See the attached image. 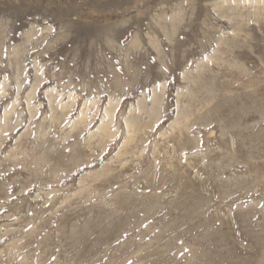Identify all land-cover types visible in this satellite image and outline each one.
Segmentation results:
<instances>
[{"label":"rangeland","instance_id":"obj_1","mask_svg":"<svg viewBox=\"0 0 264 264\" xmlns=\"http://www.w3.org/2000/svg\"><path fill=\"white\" fill-rule=\"evenodd\" d=\"M215 2L0 0V94L4 84L8 91L0 122L1 102L16 94L17 70L20 93L40 80L34 117L21 98L22 128L4 132L7 149L0 145V264H264V8L254 18L249 0L237 15ZM178 4L180 28L167 39L155 18L169 17ZM228 62L246 74L235 77ZM204 87L216 92L213 100L201 95ZM48 90L54 114L68 97L74 100L59 125L50 121ZM153 91L162 97L156 119L138 110L141 101L149 112ZM229 102L237 115L212 118L211 105ZM109 103L114 130L131 110L146 122L147 139L111 181L90 183L101 189L88 192L82 180L110 163L120 130L89 163L84 156L80 166L67 162L53 179L8 156L21 143L17 152L45 149L68 158L75 148L68 144L73 136L64 137L71 121L87 107L89 125L76 145L82 148ZM179 104H191L200 120L189 127L185 147L169 129ZM198 107L203 111L195 115Z\"/></svg>","mask_w":264,"mask_h":264},{"label":"bare ground","instance_id":"obj_2","mask_svg":"<svg viewBox=\"0 0 264 264\" xmlns=\"http://www.w3.org/2000/svg\"><path fill=\"white\" fill-rule=\"evenodd\" d=\"M249 2L250 3H255V6H256V9L253 10L252 13H250L251 17L258 18L259 14H260V10L262 8H264V0L262 2H261V0H249ZM242 3H243V0H223V1L220 0V2H215L213 4V6H214V8H216L218 10L226 9V10L230 11L233 15H237V14H239V11H241L242 8H243ZM262 10H264V9H262ZM182 18H183L182 8L180 7V4H178L176 10H173L172 14L169 17H165L164 15L160 14V15L156 16L155 21H156V24L158 26L159 31L163 35H165L167 39H170L176 33L178 28H180L179 25H180V23L182 21ZM30 32H32V30H30L28 33H30ZM25 38L24 39H25L26 42H30L29 41L30 40L29 36H25ZM31 38H32V36H31ZM156 40L151 38V39H149V42L153 46V48H155L157 56L159 58H161L163 49L160 48V46H159V44H158V42ZM131 43H132V46H134V47L137 46V44H138L136 39H134ZM221 43H223L225 45L229 44L228 41H223ZM19 51H22V49L19 50ZM19 51H17L15 49V53L19 54L18 53ZM227 65L234 69V71H235L234 73H236V74H233V75L235 77L238 76V75L244 76L246 74L245 70L242 69L241 67H237L236 63L228 62ZM18 71L19 70H17L16 74L14 75V79H13V83L16 86V94H13L12 92H10L9 93V97L5 98V100H3L1 102V105H6V107L4 109V112H3V116H4V121L5 122L4 123L2 121L0 122V145L1 144L4 145V147L2 146V148H4V149H7L6 145H7V142L9 141V140H7L5 142V138L6 137H5V133L4 132L9 131L10 132L9 134H12L14 129L17 127V129H15V135H16V132H19L21 130V128H22L21 127V125L23 124L22 121L25 120V118H26V116L23 115V112H24L23 107L22 108L21 107L18 108V106H20V99L23 98V97H24L23 99H25L26 110L28 111L27 114L29 116V120H31L34 117L35 112L37 111L36 107H37L38 103L34 104V103H32V100L36 97L35 90H36V87L39 84L40 80L37 77L34 79V84L31 86L29 91L27 89L24 90V93H26L28 91L26 95L23 92L20 93V91H23L24 86L22 84V80L23 79L20 78V73ZM133 72H131V74ZM230 74L232 75L231 72H230ZM182 79H183V77H182ZM233 80H235V79H233ZM198 81H201V77L195 78V82L198 83ZM6 86H7V84L3 85L4 91L1 92L0 99H2L4 96H7V94H8V91L5 90ZM116 88L119 89V90L122 89V84H121V82L118 79L116 80ZM213 91L214 90H212V89L205 88V89H203L201 91V95L204 96L208 100H210V99L213 100L214 97H215L214 93H216V92H213ZM53 93L50 90H48L46 92V98L45 99L47 100V102L49 104V107H50L49 109H50V112H51V116H50L51 123L59 125V124L62 123L64 118L67 117V114L70 112L71 107H72V105L74 103V100L71 97H68L66 102L63 101L64 103L60 107V112L57 113V114H54V110H55V105H54L55 94H53ZM193 93H194V90H193ZM227 97H229V96H227ZM208 100H207V102H208ZM161 102H162V97L158 96L156 94V92L153 91L152 105L149 108V112L147 110V107L145 105H143L141 101H138V110H139L140 113H143V114L149 113L148 114L149 115L148 118L152 119V117H154V119H156L159 116V112H160L159 107L161 105ZM211 102H214V101H211ZM185 103H186V101H185ZM189 103H190V101H189ZM209 103H210V101H209ZM204 104H202V105H204ZM208 104L206 103V106ZM232 104H233V101H232ZM206 106L204 105L203 109ZM211 106H213V107L208 112H210L212 114V118H216L218 116V114L221 113V112H223L224 114L229 115V116L233 115V114H236V112H237L235 110L234 106L231 105V102L227 103V105H225V106H219V105H211ZM114 107L115 106H113V105H111V103H109L108 106H106L104 108V110H103L104 112H103L102 119H101L100 123L98 122L99 124H95L94 130L91 133H89V136L87 135L88 137L86 138L85 146L82 147V148H79V147L76 146L77 143H78V141H77L78 137L80 136V134L83 131L86 130V128L89 125V120L87 119V117H88V115H87V107L85 106V107H83L81 109L80 114L71 121L72 123H71V126H69V131L64 135V137H67V136L69 137V135L73 136V141L68 143V144H70L71 147H75L72 150V153L69 155L68 158H66L63 153H57V155H55V156L53 154L50 155L51 152L49 153V151L45 150V149H43L42 151H40L38 153H33L31 155L29 154L31 152L26 153V151H25V154H24L23 150L17 152L18 150L16 151V148H18V147L20 148L21 147V143H19L16 148L14 147L15 149L13 148L12 151L10 150L11 152L8 153V156L9 157L12 156L14 158V160H15V163H18V165H19V163H21V165H23L24 168H28V170L30 169V170H32L34 172L39 173V174L41 172L42 173L44 172V174L46 173L47 176H49V178L53 179V178H56V176L59 174L60 169L67 162L70 163V165L72 164L74 167L80 166L82 163H84L83 162V158L86 157V160L88 158L87 163H89V160H90L89 157L90 156L96 157L97 156V150L98 151L104 150L105 147L111 142V140L114 139L117 131L120 130L121 133H122V139H121V141L119 143L121 145H120L119 149H117L118 151L116 153L114 152L115 153L114 156H112L110 158V163L108 165L103 166L100 172L95 173L90 178L89 177L88 178H83V180H82V182H85V184H87L86 187H88L87 188L88 192L90 190H94L95 191V189H97L100 186L95 187V186L92 185L93 187H91L90 183L94 184V183L98 182L101 179L103 180V178H106V179H104V182L111 181L112 180L111 173H113L115 170L119 172L120 170H122V168L125 165L129 164L130 161L133 158L135 160V157L138 155V153L140 151H142L144 141L147 139V138L145 139L146 122L143 121L141 116L132 115V111L131 110L129 111L128 114L122 115L121 119L119 118L116 121V126H115V130H114V127H113V111L115 109ZM178 108H179V111H178L177 117L174 120H172V123L170 124L169 129L173 133H175L176 137H175L174 140L177 142V144L178 145L180 144L181 146L185 147L188 144V142H190L186 138L187 131H188L190 126H192L193 124H195L199 120V118L198 117H196V118L194 117L191 104H187V106H184V107H182V105L180 106V104H179ZM195 109H197V108H195ZM201 110H202V108H199L198 110H195L196 111L195 115L198 114ZM237 110L239 111V109H237ZM13 113L14 114L18 113V116H22V118L21 119H17V120H15V119L13 120V118H12V114ZM199 114H201V113H199ZM205 115L206 114H204V118H205ZM208 117L206 119H208ZM221 117H223V116H221ZM204 118H203V120H204ZM0 120H2V117L0 118ZM12 120H13V122L10 123ZM220 121H222V120H220ZM40 127H41V125L38 124V129ZM41 131H37V135L40 136L42 134ZM167 133L168 132H166V134ZM166 134H164L163 136H165ZM41 136H43V134ZM163 136H161V137H163ZM19 139H21V138H19ZM7 152H9V151H7ZM7 159H9V158H7ZM113 174H115V173H113ZM47 176H46V178H47ZM101 188L102 187H100L98 189H101Z\"/></svg>","mask_w":264,"mask_h":264}]
</instances>
